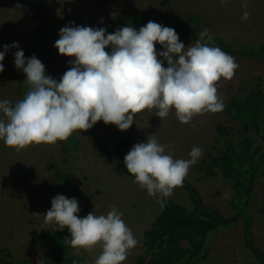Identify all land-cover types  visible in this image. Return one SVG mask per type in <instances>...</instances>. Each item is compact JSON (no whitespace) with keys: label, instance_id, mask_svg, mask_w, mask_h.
I'll list each match as a JSON object with an SVG mask.
<instances>
[{"label":"rangeland","instance_id":"rangeland-1","mask_svg":"<svg viewBox=\"0 0 264 264\" xmlns=\"http://www.w3.org/2000/svg\"><path fill=\"white\" fill-rule=\"evenodd\" d=\"M41 2L46 7L48 23L43 41V64L46 73L57 80L71 66L69 56L58 53L54 47V41L59 38L58 30L69 22L105 27L106 32H113L117 28L108 26L113 20H120L121 26L128 24L137 29L153 20L173 27L185 48L201 39L199 33L204 29L233 45L264 44V0H247V9L241 7V0H225L223 5L219 0H0V50L5 43L18 41L19 48L29 56ZM244 11L250 13L247 19L241 18ZM156 49L160 50L161 45L157 43ZM106 50H109L107 46ZM15 51L16 48H10L5 54L2 61L5 68L0 72V99H7L11 104L19 100L18 85L25 75L14 66ZM232 56L238 63L233 77H221L215 82L224 107L196 114L187 123L177 119L174 109L160 118L154 113L155 109L146 108L134 114L135 121L126 130L102 120L89 129L74 130L69 137L75 138V142L72 141L68 149L63 148L64 140H58L55 144H31L15 151L0 139V249L29 264H43L41 256L49 240L42 237L41 229L51 225L44 222L42 215L58 193L55 171L63 170L70 173L80 188L73 195L66 193L68 197L77 198L78 216L94 208L97 215H106L113 205L123 213L122 219L132 230L137 244L121 264H136V257L144 251L143 232L160 210L158 194L148 195L146 189L138 187L133 178L117 167L113 157L98 150V142L105 138L128 136L132 147L136 142L146 141L151 134L166 145V152L184 159L189 158L191 147L198 145L202 155L190 166L186 176L199 187L207 203L227 214L232 191L221 175L206 176L202 159L213 152L217 124L228 125L232 130L238 128V122L228 110L230 98L246 95L258 77L264 89V58ZM163 66H167V61ZM249 134L254 146L261 143L252 130ZM68 141L70 143V139ZM255 192L258 200L251 207L252 233L254 242L264 250V215L259 210L264 198V178L256 179ZM171 197L189 205L184 192L173 190ZM63 231L70 237L67 226ZM101 250L99 243L91 249L71 246V253L80 264H94ZM206 251L205 256L193 264H259L244 245L241 221L214 232L207 240Z\"/></svg>","mask_w":264,"mask_h":264},{"label":"clouds","instance_id":"clouds-1","mask_svg":"<svg viewBox=\"0 0 264 264\" xmlns=\"http://www.w3.org/2000/svg\"><path fill=\"white\" fill-rule=\"evenodd\" d=\"M219 2L223 5L225 0ZM241 7L247 9V0H241ZM249 14L244 11L241 18ZM58 36L54 41L58 53L73 57L58 80L46 73L35 53L25 56L18 41L5 43L0 50V72L5 54L16 48L14 66L26 74L24 83L29 86L14 104L0 99V139L15 151L31 144H55L98 120L126 130L135 121L134 114L146 108L155 109L160 118L174 109L177 119L187 123L196 114L224 107L215 82L232 78L238 67L235 58L219 46L202 43L205 37L212 40L207 29L187 48L173 27L153 20L139 29L126 24L113 32L69 22ZM165 148L149 134L124 155L134 182L148 195L158 194L162 206L202 155L198 145L191 147L188 159L174 158ZM79 212L75 196L57 193L42 217L53 229L67 226L73 248L91 249L99 243L102 250L94 264H121L137 244L123 213L115 205L106 215H97L95 208L84 216Z\"/></svg>","mask_w":264,"mask_h":264},{"label":"trees","instance_id":"trees-1","mask_svg":"<svg viewBox=\"0 0 264 264\" xmlns=\"http://www.w3.org/2000/svg\"><path fill=\"white\" fill-rule=\"evenodd\" d=\"M40 16L34 26V38L29 46V56L35 53L43 63V41L48 33L46 7L40 3ZM120 20L111 21L109 27L119 28ZM98 27V26H95ZM212 40L205 42L219 46L231 55L257 56L264 58V44L233 45L221 36L211 34ZM73 57H68L71 60ZM26 74L18 85V96L22 99L28 90L24 83ZM243 97H231L228 110L238 122V128L232 130L228 125L217 124L213 152L207 159H202V170L206 176L217 174L226 181L232 193L229 198L228 213H223L218 207L207 203L199 187L187 176L182 185L174 191L184 192L189 200L186 205L168 197L159 212L152 219L149 227L143 232L144 251L136 257V264H193L206 254L209 237L219 229L231 227L241 221V234L244 245L251 251L259 264H264V250L253 239V214L251 207L256 204L258 195L255 192V181L264 178V89L260 77ZM258 135L261 143L254 146L249 132ZM70 139V143L68 141ZM75 138L64 140L63 148L68 149ZM131 148L129 137L119 139L105 138L98 142V150L116 160L117 167L134 179L124 164V155ZM58 193L73 195L79 192L77 182L73 181L69 172L56 170ZM259 210L264 215V198L259 204ZM78 215V213H77ZM43 238L49 240L48 248L43 252V264H80L71 253L69 237L63 230L52 226L41 229ZM0 264H29L23 258H14L5 249H0Z\"/></svg>","mask_w":264,"mask_h":264}]
</instances>
